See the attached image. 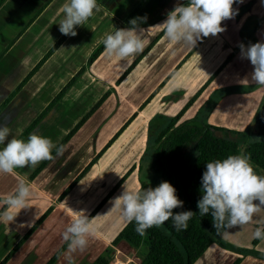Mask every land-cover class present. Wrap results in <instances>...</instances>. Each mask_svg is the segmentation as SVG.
<instances>
[{
	"label": "crops",
	"instance_id": "crops-1",
	"mask_svg": "<svg viewBox=\"0 0 264 264\" xmlns=\"http://www.w3.org/2000/svg\"><path fill=\"white\" fill-rule=\"evenodd\" d=\"M139 1L97 0L100 5L99 10L95 11L83 26L75 27L77 35L74 37L65 35L21 83L27 72L62 34L59 23L64 18L62 7L67 0H3L0 4V103L20 83L0 107V126L10 128L9 139L19 136L81 66L84 68L74 81L44 110L20 139L26 141L29 135L35 132L50 138L56 144L81 115L104 94L74 133L61 145L63 146L61 155H57L55 151L52 154L53 159L47 160L32 176L30 173L35 168L32 166L16 169L18 176L0 173V205L3 199L16 189L20 177L29 181L32 187V196L26 207L21 210L12 209L11 214L14 219L10 222L0 219V260L36 218L50 206L48 213L2 264H43L63 243V232L72 222L75 211L83 210L82 207L89 203L87 202L89 201L88 192L95 186L89 177L97 175L100 180L98 187L102 186V197L131 164H135L134 168L90 217L94 232L88 238L87 247L83 251L78 250L72 253L71 256L72 264H92L105 249L111 248L108 252V261L117 257V252L121 251L126 256L125 260L135 262L129 256L131 248L122 249L119 245L110 243L111 238L126 221L120 210L112 208V202L124 190H136L138 187L136 164L144 145L148 117L155 112L173 114L189 98L231 50L230 45H236L239 23L251 17L253 23L249 30L256 31L254 34L256 38L261 28H264L263 20L256 29H253L255 18L263 12L264 0H244L237 14L232 19L222 22L221 26L225 25L223 27L225 31L198 41L181 64L143 104L144 106L138 108V105L190 49L183 44L184 48L178 55L171 54L167 59L168 63L164 62L153 69L144 64L146 56L151 53L149 48L124 75L126 76L134 69L140 71L138 80L126 93L129 95L125 102L128 108L126 116L114 120V83L120 85L118 81H115L116 76L118 77L125 69L120 64L125 63L126 60L131 62L137 55L132 60L130 58L122 60L116 56H108L104 46L86 65L89 53L102 41L106 33L118 26L129 27V21L137 17H147L141 24V27L145 29L143 39L146 41L149 33L160 31L162 28L160 24L167 19L168 13L184 2V0H145L132 15L127 17ZM164 8L165 10L162 11ZM234 19L236 23L231 24V21L235 22ZM235 55L236 59L237 57L243 59L241 52L237 51ZM116 62L119 63L115 65ZM116 68L120 69L115 74ZM224 69L225 66L202 89L184 111L183 117L192 115L213 88L231 86L232 89L216 102L207 117V121L211 123L230 127L216 120L217 112L222 103L232 106L234 97L242 92L240 91L242 86L238 83L239 81L232 83L227 81L221 84L219 79ZM262 92L263 88L261 94ZM134 95L136 97H133ZM163 95H167L165 100H162ZM173 107L176 108L173 109ZM133 111L136 112L134 117L75 181L68 192L58 198L60 192ZM143 111L144 122L138 119ZM95 132L96 135L93 136L92 133ZM3 147L4 145H0V149ZM65 155L70 159V166L66 168L57 165L62 162ZM93 203L91 202L89 207L85 208L86 213L93 207ZM5 211L6 208L1 213ZM229 240L235 245L242 244L231 238ZM257 250L264 252L261 248ZM68 255L66 245L50 264H69ZM237 256H239L237 252L212 242L192 264H228ZM250 258L256 264H264L261 258L253 255ZM243 262L244 258L241 256L237 264Z\"/></svg>",
	"mask_w": 264,
	"mask_h": 264
},
{
	"label": "clouds",
	"instance_id": "clouds-1",
	"mask_svg": "<svg viewBox=\"0 0 264 264\" xmlns=\"http://www.w3.org/2000/svg\"><path fill=\"white\" fill-rule=\"evenodd\" d=\"M244 0H188L186 5L177 6L169 12L167 19L160 24L166 39L173 44H184L194 48L197 42L208 36H216L225 31L222 21L232 19L237 14L233 5ZM97 0H67L62 7L64 18L59 23L63 35L76 36V26H83L98 11ZM147 17H137L129 21L127 28H115L102 38L108 56L120 59L140 54L144 47L141 24ZM242 58L253 65L252 80L264 87V43L258 42L247 48L240 45ZM11 130L0 126V173L18 176V168L35 167L44 160L53 159L52 151L57 155L63 152V146L57 147L50 138L30 134L27 140L13 136ZM32 196L31 183L20 177L15 191L7 195L2 203L6 211L0 213V219L12 221V209L26 207ZM113 203L127 222L135 221L136 232L144 236L146 230L160 227L172 220L177 230H187L188 221L195 215L192 210L174 212L183 207L176 195V189L167 181L157 187L144 190H124ZM264 207V175L258 174L251 162L250 155L241 147L238 154L228 155L224 159H215L206 163L201 179V198L197 208L201 216L211 215L217 234H229L230 230L246 225L254 215ZM94 229L85 210L75 211L72 222L63 232V240L68 247V260L72 264V253L83 251ZM254 238L264 240V227H257Z\"/></svg>",
	"mask_w": 264,
	"mask_h": 264
},
{
	"label": "trees",
	"instance_id": "trees-1",
	"mask_svg": "<svg viewBox=\"0 0 264 264\" xmlns=\"http://www.w3.org/2000/svg\"><path fill=\"white\" fill-rule=\"evenodd\" d=\"M3 0H0V4ZM145 0H140L138 4L130 11L127 17L132 15L138 7ZM188 0H184L181 5H186ZM264 20V12L257 18L253 24V29ZM119 29L120 27H116ZM115 30V29H114ZM113 30V31H114ZM163 27L144 47V50L138 54L120 73L115 80L119 81L135 64L145 50L163 33ZM65 35L61 34L54 43L47 49L43 56L34 64V66L22 78L20 83L24 81L29 74L40 64V62L58 45ZM252 42V40H251ZM246 43V38L241 37L240 40L233 47L236 51L241 44ZM104 48L102 41L95 46L89 53L86 59V65L89 64L98 53ZM193 48H190L181 59L174 65L169 73L162 79V81L152 90L150 94L138 105H142L157 91L159 86L169 77V75L181 64ZM232 52L220 62L216 68L209 74L205 81L197 87L188 99L173 113L165 114L163 112H155L150 115L146 121L145 139L141 153L138 156L136 164V179L138 187L136 190H144L148 187H157L161 182H169L175 189L178 198L183 201V207L177 208L174 212L192 210L195 215L188 221L187 230L177 231L173 227L172 220H168L160 227H152L146 230L144 236H140L136 232L135 221L127 222L118 229V231L111 238V245H117L123 241L131 247H139L142 242L145 243L146 248L142 253L138 262H130L129 264H192L212 242L228 248L235 252H248L253 256L264 260V252L255 248L235 245L233 243L224 241L220 238L213 227L212 216L199 214L197 202L201 198V179L203 172L206 170V163L215 159H224L228 155L238 154V142L242 140L245 130L236 129L220 124H214L207 121L208 114L213 109L216 102L227 92L231 86H219L213 88L207 97L199 104L192 115L183 117L184 111L192 104L202 89L214 77V75L223 67L226 60L231 57ZM81 66L61 87V89L54 95L52 100L41 110L37 116L28 124L19 134L17 138H21L28 131V129L37 121L44 110L57 99L62 92L74 81L75 77L83 70ZM16 85L6 98L0 103H3L12 95V93L20 85ZM102 94L92 105L85 111L81 117L67 130V132L56 143L57 147L61 146L66 139H68L84 119L90 114L93 108L100 102ZM136 114L133 111L109 137V139L98 149L96 153L89 159L83 168L74 176V178L67 184V186L60 192L58 198L63 197L77 179L90 167V165L100 156L104 149L110 142L120 133L125 125ZM252 122L254 131L257 134L264 135V90L260 100L253 112ZM246 154L250 155L251 162L258 174L264 175V140L248 141L244 144ZM56 150L53 149L52 154ZM145 155H149L146 160L147 164L144 167L143 159ZM40 162L30 173V176L35 174L46 162ZM135 164H131L125 169L114 184L106 191V193L96 202V204L87 213L91 217L102 205V203L110 196L115 188L123 181V179L134 168ZM15 191V190H14ZM13 191V192H14ZM12 192V193H13ZM6 208L3 203L0 205V213ZM50 206L47 207L36 220L27 228L15 244L7 251L1 258L2 264L11 252L25 239V237L32 231V229L40 222V220L48 213ZM264 227V224L261 226ZM258 239L254 237L251 240L255 244ZM67 245L65 241L54 251V253L43 263L50 264L53 259L61 252ZM111 248H107L104 252L98 255L92 264H106L108 261V252ZM240 257H235L229 264H237Z\"/></svg>",
	"mask_w": 264,
	"mask_h": 264
},
{
	"label": "rangeland",
	"instance_id": "rangeland-1",
	"mask_svg": "<svg viewBox=\"0 0 264 264\" xmlns=\"http://www.w3.org/2000/svg\"><path fill=\"white\" fill-rule=\"evenodd\" d=\"M243 4H244V2H243ZM240 5H241V3L237 2L233 5V7H234V9L239 10L242 7V5L241 6ZM262 6L264 8V3ZM164 10H165V8L162 11H164ZM263 12H264V9H263ZM234 20H235V22L231 21L230 23L235 24L236 19H234ZM252 23H253V21H252V18L250 17V18H246L244 21H242L241 24L239 23V25H238L239 26L237 29L238 41L240 40L241 37H245L246 43L243 44L245 46V48H247L251 44H255L258 42L264 43V28L263 29L261 28V30L258 33V37L256 38V35L254 36V34H256V31L253 32V31L249 30ZM224 26L225 25H222V27H224ZM154 34L156 35L157 31L149 33V35H148L149 37H147V40L144 41L145 47L149 43V41L155 36ZM228 35L230 37L231 33L229 32ZM251 40H252V42H251ZM153 43L147 48V50L144 51V54H145L146 51H148V49L151 48V53H149L146 56L144 64L146 66H150L153 69H155L157 66H159L161 64H164V62H167V59L170 58L171 54L176 53V55H178L182 51V49L184 48L183 44L170 43L166 39L165 33H162L161 35H159V37ZM234 46H235V44L230 45L231 50H229L228 53L232 52V55H231V57H229L226 60V62L223 65V67L225 66V69H224V72H223L221 78L219 79V82L221 84H224V82H227V81H229L231 83L234 81H239L238 83L241 84V86H242V89L240 91H242V92L234 97V100L231 103L232 106H230V105L226 106V104H228V103H222L219 106L221 109L219 108V111L217 112L216 120H218V122L226 123L232 128L245 130V134H244L243 139L239 140V142H238V151H239V149L241 147H243L244 144L247 143L248 141L264 140V135L255 133L254 125L252 122V111L254 110V108H256V106L260 100V96L262 95L261 90H262V88L264 90V87L257 85L256 82L252 80V73L254 71V68H253V65L251 64L250 60L247 58L246 59H244V58L239 59L238 57L236 59L235 53L237 51L241 52V48L239 47L236 51H234L233 50ZM174 50H178V51H174ZM228 53L226 54V56L223 57L222 61L228 56ZM135 56L129 57L130 60H132V58H134ZM118 61H119V59H118ZM222 61H220V62H222ZM129 62H130L129 60H126L125 63H121L120 65L124 69L128 65ZM118 63L119 62H116L115 65H117ZM143 68H144V66H143ZM160 68H161V66H160ZM119 69L120 68H116L115 74L117 73V71ZM138 76H140L139 69H134L133 71L129 72V74L124 76V78H122L118 81V83L120 85L114 83L115 84L114 85V102H115L114 120L115 119L117 120L120 117L126 116V114H127L126 112L128 111V108H126L125 102H127L126 99L128 100V98H129V95L126 93H127L128 89L130 88V86H132V84H134L138 80ZM116 78H117V76H116ZM172 94H174L175 96L177 95V93H172ZM133 97H136V96L134 95ZM166 98H167V95L162 96V100H165ZM224 105H225V107H223ZM174 108H176V107H173V109ZM145 112H147V111H145ZM138 119L139 120L141 119L142 122L145 121L144 111ZM142 122H141V124H142ZM141 124H139V126H141ZM92 135L95 136L96 132L92 133ZM148 157H149V155L144 156V159H143L144 167H147L146 166V164H147L146 160L148 159ZM69 160L70 159L67 158L65 155V157L62 158V162L57 163V165L58 166L62 165V167L66 168L67 166H70ZM147 170H148V167H147ZM263 174H264V171H263ZM89 178H91L90 181H92L93 185H95V186H93L91 191L88 192L87 196L89 197V199H88L89 201H87V202H89V203L85 204L82 207L83 210L85 208H88L89 205L91 204V202L92 203L94 202L93 203V206H94L96 204V202L101 198V192H102L101 187L102 186L98 187V185L100 184V180H98V177L96 174L93 175L92 177H89ZM96 199H97V201H95ZM79 210H81V209H79ZM85 211H86V209H85ZM263 224H264V207H262L261 210L254 215L253 220L250 223L231 229L229 234H223L222 233L219 236L222 240L227 241V242L231 241V240H229V238H231L233 241L236 240V241L241 242L242 244H240V246L242 245L244 247H249V248L255 247V249L261 248L262 250H264V240H258L255 244L251 243V240L254 237V232H255L256 228L261 227ZM117 245L122 247V249L131 248V252H130L129 256L135 262L139 261L142 253L144 252V250L146 248V245L144 242H142L140 244V246L136 247V248L131 247L130 245H128L127 243H125L123 241H120ZM123 251L125 252V250H123ZM237 254H239L240 258H241V256H243L244 262L242 264H251L252 261H251L250 257L252 254H249L248 252H240V253L237 252ZM117 257L124 259V260L126 259V256L124 254H122L121 251L117 252ZM112 260L113 259H111L110 261H112ZM130 262H132V261H127V264H129ZM252 264H256V263L252 262Z\"/></svg>",
	"mask_w": 264,
	"mask_h": 264
},
{
	"label": "built area",
	"instance_id": "built-area-1",
	"mask_svg": "<svg viewBox=\"0 0 264 264\" xmlns=\"http://www.w3.org/2000/svg\"><path fill=\"white\" fill-rule=\"evenodd\" d=\"M106 264H127V260L121 259L119 257H115L112 261Z\"/></svg>",
	"mask_w": 264,
	"mask_h": 264
}]
</instances>
